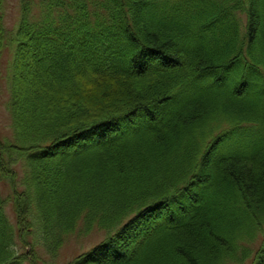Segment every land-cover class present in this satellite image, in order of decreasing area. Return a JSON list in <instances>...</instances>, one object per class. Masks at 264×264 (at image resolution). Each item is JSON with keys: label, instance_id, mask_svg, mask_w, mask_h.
I'll list each match as a JSON object with an SVG mask.
<instances>
[{"label": "trees", "instance_id": "obj_1", "mask_svg": "<svg viewBox=\"0 0 264 264\" xmlns=\"http://www.w3.org/2000/svg\"><path fill=\"white\" fill-rule=\"evenodd\" d=\"M4 2L0 264H264V0Z\"/></svg>", "mask_w": 264, "mask_h": 264}, {"label": "rangeland", "instance_id": "obj_2", "mask_svg": "<svg viewBox=\"0 0 264 264\" xmlns=\"http://www.w3.org/2000/svg\"><path fill=\"white\" fill-rule=\"evenodd\" d=\"M3 13H4V26L9 31H14L13 29L17 28L18 21L21 17V12L19 8V0H5L3 5ZM10 56L8 50H4L0 54V139L10 138L12 135L11 130V114L9 112V102L11 97V84L9 78V64ZM246 130H249L248 127H244ZM234 146L235 141L232 142ZM1 190H3L2 196L8 197L11 194V190L8 182L1 183ZM5 212L10 220V223L15 227V216L13 214V210L10 202L6 204ZM17 229V228H16ZM15 231V230H14ZM15 236L17 237V231H15ZM106 235L104 232H101L97 229H93L88 233H84L82 225L80 224L73 235L66 236L63 244L58 252V256L53 261V264H67L72 262L78 257L85 256V254L89 253L93 248L97 245L101 244ZM257 240L254 244H250V248H256L260 245L261 237L256 236ZM18 239V237H17ZM26 240L30 243V238L27 237ZM17 243V240H15ZM15 253L20 254L24 252V255L28 257V261L31 258H34L35 255H39L41 260H47V253L41 248L37 247L35 252L33 248L29 245H25V248L19 247L16 244ZM236 259H239L236 257ZM236 261V260H235ZM238 262H227V264H237ZM245 264H250V261H247Z\"/></svg>", "mask_w": 264, "mask_h": 264}, {"label": "snow or ice", "instance_id": "obj_3", "mask_svg": "<svg viewBox=\"0 0 264 264\" xmlns=\"http://www.w3.org/2000/svg\"><path fill=\"white\" fill-rule=\"evenodd\" d=\"M97 264H102V261H100V262H97Z\"/></svg>", "mask_w": 264, "mask_h": 264}]
</instances>
